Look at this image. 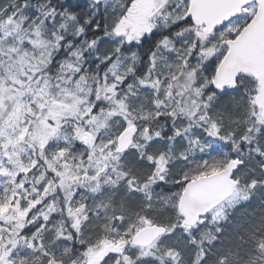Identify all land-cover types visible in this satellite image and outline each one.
Wrapping results in <instances>:
<instances>
[{
	"label": "snow or ice",
	"instance_id": "6c2138e0",
	"mask_svg": "<svg viewBox=\"0 0 264 264\" xmlns=\"http://www.w3.org/2000/svg\"><path fill=\"white\" fill-rule=\"evenodd\" d=\"M0 264H264V0H0Z\"/></svg>",
	"mask_w": 264,
	"mask_h": 264
}]
</instances>
